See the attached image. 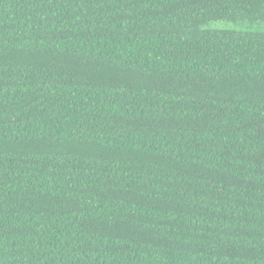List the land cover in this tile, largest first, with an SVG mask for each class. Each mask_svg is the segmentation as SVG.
<instances>
[{"label": "trees", "instance_id": "16d2710c", "mask_svg": "<svg viewBox=\"0 0 264 264\" xmlns=\"http://www.w3.org/2000/svg\"><path fill=\"white\" fill-rule=\"evenodd\" d=\"M233 21L264 0H0V264H264V29Z\"/></svg>", "mask_w": 264, "mask_h": 264}, {"label": "rangeland", "instance_id": "374dc122", "mask_svg": "<svg viewBox=\"0 0 264 264\" xmlns=\"http://www.w3.org/2000/svg\"><path fill=\"white\" fill-rule=\"evenodd\" d=\"M211 27L216 28H228L236 31H251L260 32L264 29V24H251V23H229V22H217Z\"/></svg>", "mask_w": 264, "mask_h": 264}, {"label": "snow or ice", "instance_id": "6c2138e0", "mask_svg": "<svg viewBox=\"0 0 264 264\" xmlns=\"http://www.w3.org/2000/svg\"><path fill=\"white\" fill-rule=\"evenodd\" d=\"M233 23H237V24H238L239 22H238V21H233ZM225 30H226V29H225Z\"/></svg>", "mask_w": 264, "mask_h": 264}]
</instances>
